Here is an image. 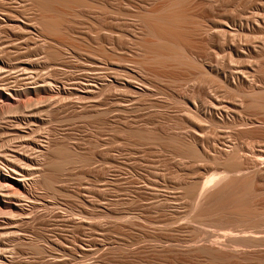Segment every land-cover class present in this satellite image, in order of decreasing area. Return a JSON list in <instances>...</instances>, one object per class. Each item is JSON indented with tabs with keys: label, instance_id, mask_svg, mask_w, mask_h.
Wrapping results in <instances>:
<instances>
[{
	"label": "rangeland",
	"instance_id": "374dc122",
	"mask_svg": "<svg viewBox=\"0 0 264 264\" xmlns=\"http://www.w3.org/2000/svg\"><path fill=\"white\" fill-rule=\"evenodd\" d=\"M25 1L0 0V17L14 14L0 23V88L11 83V89L30 90L19 99L28 100L26 108H6L0 101V155L10 144L32 146L27 153L43 166L35 175L42 170L52 181L44 183L39 176L37 185L29 176L30 195L22 193L21 210L13 199L10 206L0 203V264H259L264 245L240 246L246 248L241 253L246 261L210 262L195 252L197 239L198 246L207 244L205 239L217 244L230 229V235L248 231H243L248 238L253 231L264 232V226L220 222L198 216L192 207L204 196L194 188L208 176L254 171L255 189L261 191L254 203L264 207V166L253 159L264 155V53L255 54L253 98L244 94V84L232 90L217 77L221 72L230 77L232 68L246 63L245 55L234 56L232 38L221 36L219 26L248 15L255 0H85L82 6L55 4L44 12ZM173 11L189 15L187 58H165L164 50L158 55L147 47L173 37L150 34L143 16ZM40 15L58 20L60 29L35 25ZM259 24L254 39L261 50ZM244 36L236 40L245 42ZM49 47L62 55L52 56ZM24 65L28 74L21 71ZM18 117L26 140H18L19 132L12 129ZM247 118L255 123L243 126ZM35 143L42 151L61 149L55 169L43 163L47 159ZM52 149L45 155L52 156ZM232 153L236 159L240 154L242 165L231 163L237 162ZM0 166L5 167L1 156Z\"/></svg>",
	"mask_w": 264,
	"mask_h": 264
},
{
	"label": "bare ground",
	"instance_id": "6f19581e",
	"mask_svg": "<svg viewBox=\"0 0 264 264\" xmlns=\"http://www.w3.org/2000/svg\"><path fill=\"white\" fill-rule=\"evenodd\" d=\"M4 1V0H3ZM23 0H21L22 2ZM83 1L85 2V0H27L25 1L26 3L30 2L31 4H33L32 6L37 8L39 11L41 12H44L45 10L46 11H51V9L53 8L54 9V5L55 4H61V5H69V4H78V5H81L84 4ZM254 0H246L247 4H252ZM256 1V0H255ZM254 1V4H252L250 10L252 11H249L248 12V15H246L245 17L243 16H239L238 17V20H235V21H232L231 23H224L223 25L221 24V26H219V32L221 34V36H230L232 38V41H233V51H234V56H238V55H245V58L243 59L244 60V63H245V59H246V63H245V66L244 64L243 67H234L230 71V73L232 74L230 77L227 76V74H223L221 72V76L220 74L217 75V77L219 79H222V81L232 90H237L239 89L237 85L238 84H244L246 86L245 89H247V91L244 93L248 94L247 97L250 98L249 95H252V98L254 96V94L256 93V89H257V85H255L256 83V73L258 71V67L256 68V64H255V54L256 53H260V56L263 57V53H264V48H261V50H263V52L261 50L258 49L257 45L255 44V39L254 37H256V34L254 36V33L256 32L255 31V26L257 23H259V21L261 22V25L263 28H264V0H262L261 2L257 1L255 2ZM12 2V1H11ZM24 4V3H22ZM27 5V4H25ZM24 5V7H26ZM30 8V7H29ZM48 9V10H47ZM52 9V10H53ZM262 11L261 13L260 10ZM5 10V9H4ZM3 10V11H4ZM26 10V9H25ZM256 10H259V16H261V19L255 23V19L254 18L255 14H256ZM2 11V9H1ZM242 11H243V8H242ZM255 11V12H253ZM6 12V11H4ZM25 12V11H24ZM0 14H3L2 12H0ZM8 14H9V11H8ZM11 14V13H10ZM38 14V13H37ZM244 14V13H243ZM242 14V15H243ZM7 15V14H6ZM11 15H14V14H11ZM11 15L9 16H1L0 17V23L1 22H9L11 21L12 19L11 18ZM62 15V14H61ZM236 15H237V12H236ZM257 15V14H256ZM59 16V15H58ZM151 16V15H150ZM149 15H147L146 17L143 16V20L145 22V25L147 27V30L150 34L154 35V36H161V35H165V36H171L173 37L172 40H170L169 42H166L164 44H159L157 46H155V44L157 43H149L148 44V48L155 54H160L159 52H161L163 55L164 53V56L165 58H170V57H176V56H182L183 58L186 57L185 54H184V47H185V41L187 40V35H189L191 33L190 30H188L187 27H185V25L188 23V16H187V13H184V11H180V12H177V11H173V12H170L168 14H163V15H157V16H151L150 17ZM254 16V17H253ZM258 16V15H257ZM256 16V17H257ZM38 17V16H37ZM14 18V17H12ZM50 18V19H49ZM47 18L45 15H40L38 18H35V25H39L40 28H42L43 30L45 31H51L50 29H53V30H58L60 29V26L62 25L60 22H54V21H58V20H54L52 19L51 17ZM61 18V16H60ZM60 18H57V19H60ZM254 18V19H253ZM260 18V17H259ZM62 19V18H61ZM253 19V20H251ZM21 20V19H20ZM53 22H52V21ZM257 20V19H256ZM23 22V21H22ZM33 23V22H32ZM31 23V24H32ZM37 23V24H36ZM2 24V23H1ZM7 25V24H6ZM258 25V26H259ZM52 30V31H53ZM54 31V32H55ZM62 31V30H61ZM243 33V35L245 34V42H240L237 39V37ZM264 33V32H263ZM262 33V34H263ZM43 34V33H42ZM47 35V34H46ZM258 35V34H257ZM264 35V34H263ZM44 36V35H42ZM47 37V36H46ZM261 37V36H260ZM259 37V39H261ZM47 39V38H46ZM258 39V40H259ZM53 41V40H51ZM241 45H240V44ZM49 45V44H48ZM53 45V44H52ZM53 47V46H51ZM49 47V49L51 48ZM55 47V46H54ZM4 48V47H3ZM161 51H159V50ZM1 50V49H0ZM52 51V53H50ZM59 51V52H58ZM4 52V51H3ZM166 52V54H165ZM49 53L52 54L53 56V53L54 55H56V57H60V54L61 51L60 50H53L50 49L49 50ZM263 54V55H262ZM258 55V54H257ZM256 55V56H257ZM233 56V57H234ZM243 57V56H242ZM16 58V57H15ZM180 59V57H178ZM187 58V57H186ZM240 58V56H239ZM239 58H236L234 60H238ZM261 59V58H259ZM182 60V58H181ZM191 61H193L192 59H190ZM29 61V60H28ZM2 62V61H0ZM24 62V61H23ZM31 62V61H30ZM27 63V62H25ZM29 63V62H28ZM243 63V62H242ZM257 63V62H256ZM264 63V62H263ZM2 64V63H1ZM259 64V63H258ZM241 65V66H242ZM260 65V64H259ZM258 66V65H257ZM264 66V65H263ZM2 67V66H1ZM0 67V68H1ZM262 68V67H261ZM20 70V69H19ZM30 70V68L28 69L26 65L22 66L21 68V71H23V73H26L28 74L26 71ZM261 70V69H259ZM263 70V69H262ZM30 73V71H29ZM228 72V74H230ZM30 75V74H29ZM261 75V74H260ZM31 76V75H30ZM14 77V76H12ZM23 77V75H22ZM221 77V78H220ZM2 79V78H1ZM16 79V78H14ZM26 79V78H25ZM24 79V80H25ZM29 79V78H28ZM7 80V79H6ZM5 80V81H6ZM12 80V79H11ZM107 80V79H106ZM2 81V80H1ZM4 81V80H3ZM15 81V80H14ZM18 81V80H17ZM11 82V81H10ZM13 82V81H12ZM27 82V81H26ZM2 83V82H1ZM9 83V81L7 82ZM13 83H17V82H13ZM22 83H25V82H22ZM29 83H31L29 81ZM79 83V82H78ZM82 83V82H81ZM6 84V83H5ZM49 84V83H48ZM86 83H84L85 85ZM89 84V83H88ZM8 87H1L0 88V101L4 102V104L6 105V108L7 106H9L8 108H16L18 109L20 106H26L27 105V101H19L20 97H24L26 94L29 93L30 90H28L26 87L24 88H21L22 85H17L19 86V89L15 88V89H11L9 87H11V83H10V86L9 84H7ZM90 85V84H89ZM92 85V84H91ZM94 85V84H93ZM104 85V84H102ZM1 86V85H0ZM14 86V85H12ZM38 86V85H37ZM40 86V85H39ZM28 87V85H27ZM102 87V86H101ZM100 88V87H99ZM98 88V89H99ZM46 89V88H45ZM105 89V88H104ZM264 89V88H263ZM103 90V88H102ZM262 90V88H261ZM35 91V90H34ZM40 91V90H39ZM260 91V89H259ZM47 92V90H46ZM98 92V91H96ZM101 92V91H100ZM237 92V91H236ZM258 92V91H257ZM39 93V92H38ZM41 94V93H40ZM47 95V93H45ZM91 94V93H90ZM95 94V93H94ZM93 94V95H94ZM98 94V93H97ZM31 95V94H30ZM44 95V96H46ZM29 96V95H27ZM245 96V95H244ZM92 97V96H91ZM96 97V96H95ZM33 98V97H32ZM40 98V97H39ZM42 98V97H41ZM262 98V97H261ZM257 99V98H256ZM222 100V99H220ZM246 100V99H245ZM252 100V99H251ZM263 102L261 104V106L264 105V96L263 98L261 99ZM41 101V100H40ZM236 101V100H235ZM254 101V100H253ZM222 102V101H221ZM224 102V101H223ZM227 102V101H226ZM239 102V101H238ZM30 103V102H29ZM219 103V102H218ZM250 106H253L255 103L253 102H250ZM213 105V104H212ZM214 105L216 106V104L214 103ZM237 105V104H236ZM239 105V104H238ZM249 106V103H247V107ZM249 106V107H250ZM214 107V106H213ZM218 107V106H217ZM221 107V106H220ZM219 107V109H220ZM229 107V106H228ZM227 107V108H228ZM26 108V107H25ZM216 108V107H214ZM222 108V107H221ZM236 108V107H235ZM218 109V108H217ZM218 109V110H219ZM234 109V107H233ZM221 110V109H220ZM224 110L226 111V107L224 108ZM238 110V109H237ZM236 110V111H237ZM11 111V110H10ZM9 111V112H10ZM190 110H188V113H189ZM216 111V110H215ZM233 111V110H231ZM235 111V110H234ZM220 112V111H219ZM225 113V112H224ZM191 115H194L196 117H201L200 116L201 114L200 113H197V112H194V113H190ZM189 114V115H190ZM213 114V113H212ZM211 114V115H212ZM229 113H227L228 115ZM29 116V115H28ZM40 116V115H39ZM219 117V115H217ZM223 116V115H222ZM25 117V116H24ZM4 118V117H2ZM238 118V117H237ZM242 118V117H241ZM8 119V118H7ZM6 119V121H7ZM212 119V118H211ZM221 119H223V117H221ZM240 119V118H239ZM9 120V119H8ZM27 120V118L25 119ZM201 120V119H200ZM203 120V119H202ZM256 120V119H255ZM5 121V119H4ZM14 121V120H11V122ZM239 121V120H238ZM3 122V121H2ZM16 123L12 124L13 128L14 129L13 131L15 132V134H17L19 132V137L21 141V138L23 139V137H25V134H20V133H24V130L22 128V120L21 118H16L15 121ZM25 122V121H24ZM241 122V121H240ZM9 123V121H7V124ZM255 123V121L253 120H249L248 118L246 120L243 119V126L244 124H252ZM258 123V122H257ZM256 123V124H257ZM5 124V123H4ZM21 124V126H20ZM27 124V123H26ZM31 124V123H30ZM217 124V123H216ZM225 124V123H224ZM238 124V123H237ZM241 124V126H242ZM255 124V126H256ZM1 125V124H0ZM10 125V123H9ZM15 125V126H14ZM246 125V126H247ZM250 125V127L252 126ZM258 125V124H257ZM263 126V123L261 124ZM260 125V126H261ZM29 126V125H28ZM234 126V125H233ZM236 126V125H235ZM259 126V127H260ZM8 127V126H7ZM27 127V126H26ZM264 127V126H263ZM241 128V127H240ZM239 128V129H240ZM237 130V128H236ZM27 133L28 131L25 130ZM3 133V132H2ZM12 136H13V133H12ZM17 136V135H16ZM16 136H13L16 138ZM29 136V135H28ZM27 137V136H26ZM26 137L24 140H26ZM30 139V138H29ZM36 139V138H35ZM15 140V139H14ZM33 140V138H32ZM38 140V139H37ZM41 140V139H40ZM27 141H28V138H27ZM33 142V141H32ZM16 143V141H15ZM14 143V144H15ZM25 144L28 143V142H24ZM40 143V142H39ZM39 143H35V147L40 151V155L43 157V159H47L45 161H43V163L45 162V164L48 166H51L54 168V165L57 163L55 162L57 159L60 160L61 156L63 155H60V158H59V153H61V149L60 151H58L57 149V152L55 151V149H52L50 148L49 151L52 149L53 154L52 156H49L45 155L46 153V150L44 149L42 151V149H39L40 148V145ZM17 144V143H16ZM18 144H19V141H18ZM252 144V143H251ZM258 144V143H257ZM4 145V144H3ZM2 145V146H3ZM8 145V144H7ZM42 145V144H41ZM45 146V144H43ZM43 145H42V148H43ZM261 145V144H260ZM263 145V143H262ZM10 148L9 149H5V150H2L1 151V157L3 158L4 162H5V167L4 169L1 168L2 166H0V203H6L7 206H10V202L11 200L13 199V206L15 207L16 210H21L23 209L21 205L22 202H21V198L23 199H26L22 196V193L25 194V195H28L29 194V186L28 185V177L31 176L32 177V182L35 183V182H38L40 180V178L43 179L44 183H48L50 181H52V179L50 180V177L47 176L46 174L47 173H41L39 172V175H35L36 172H38L41 168H40V162H38V160H33L31 158V156H29L30 154L27 153V150L31 149L32 150V146L30 148V146H25L23 143L22 145H20V147L18 148L17 145H12L11 144L9 145ZM48 147V145H46ZM251 146V145H250ZM6 147V146H5ZM4 147V148H5ZM17 147V148H16ZM26 150V148H28ZM3 148V147H2ZM16 148V149H15ZM46 148V147H44ZM249 148V147H248ZM253 149V148H252ZM36 150V149H35ZM36 150V152L38 151ZM234 151H237L235 149H233ZM260 150V149H259ZM48 151V150H47ZM48 151V152H49ZM262 151V150H260ZM30 152V151H29ZM47 152V153H48ZM65 152V151H64ZM31 153V152H30ZM38 153V154H39ZM66 153V152H65ZM64 153V154H65ZM236 153V152H235ZM264 153V152H263ZM37 154V155H38ZM262 154V153H261ZM228 155V154H227ZM238 155V154H236ZM240 155V154H239ZM238 155V158L236 159L235 156H233V153H232V158L234 157L236 161H231V163L233 164L234 163V166L237 165V166H240L242 165L241 163L239 164V162L241 161L238 160L239 159V156ZM244 155V154H243ZM35 156V155H34ZM33 156V157H34ZM41 156H39L41 158ZM66 156V155H65ZM229 156V155H228ZM38 157V158H39ZM37 158V157H36ZM63 158V157H62ZM231 158V156H230ZM42 159V160H43ZM69 159V158H68ZM227 159H229V157H227ZM255 159L258 163H260V166L262 164L261 167H263L264 165V155H256ZM234 160V159H232ZM254 160V161H255ZM40 161V160H39ZM255 161V162H256ZM42 162V161H41ZM253 162V161H252ZM230 163V165H231ZM237 163V164H236ZM42 164V163H41ZM232 166V165H231ZM230 166V167H231ZM236 166V169L239 171L241 170V167L238 169ZM43 167V166H41ZM234 168V167H232ZM55 169V168H54ZM236 169H232L233 171H237ZM258 169V167H257ZM260 169V168H259ZM258 169V171H259ZM254 170V169H253ZM264 170V168L262 169ZM261 170V171H262ZM54 171H57V170H54ZM237 171V172H238ZM48 172V171H47ZM241 172V171H240ZM264 172V171H263ZM41 173V174H40ZM227 172H225L224 174L225 175H220L219 173L218 174H214V177H212L213 175H210V177L206 178V180L204 179L203 183L200 185V182H199V185L196 186L195 191L193 193H197L199 190H200V193L199 194H202L204 195L203 196V200H199L198 202V199H197V202H196V206L193 209H198L197 212H199L198 216L200 215H205V216H211L212 218H217L216 220L218 221H222V222H228L231 224V222H237V223H241V222H250L252 223L255 227H261V226H264V207L261 209H258L257 206L255 205L254 203V200L256 199L257 196L260 195L261 191L255 189L256 187L254 186V179L255 177L253 176V174L255 173V171L253 172V174L251 175V173H239L241 175H234L233 173L231 175H228L226 174ZM236 173V172H235ZM258 173V172H257ZM51 174V173H50ZM222 174V173H221ZM260 174V173H259ZM263 174V173H262ZM33 175V176H32ZM217 175H220L219 177ZM258 175V174H257ZM40 176V178H39ZM53 176V175H52ZM217 176V177H215ZM31 177L29 179H31ZM202 182V181H201ZM54 183V181H53ZM37 184V183H35ZM38 185V184H37ZM30 195V194H29ZM202 195L199 197L198 195V198L199 199H202ZM22 196V197H21ZM197 196V195H196ZM195 196V198H197ZM20 197V198H19ZM27 197V196H25ZM28 198V197H27ZM30 198V197H29ZM22 199V200H23ZM26 201V200H25ZM195 203V201L193 202V204ZM27 204V203H26ZM197 207V208H196ZM195 210V211H196ZM11 211V210H10ZM24 211V210H23ZM12 212V211H11ZM19 212V214L21 215L20 211H17ZM2 213V212H1ZM9 214V213H8ZM11 215V214H10ZM19 215V216H20ZM32 215V214H31ZM30 216V215H29ZM201 216V217H202ZM28 217V216H27ZM200 217V218H201ZM198 218V217H197ZM257 219H261V220H257ZM215 220V219H214ZM217 222V221H216ZM226 223V224H228ZM224 225H226L225 223H223ZM234 224V223H232ZM7 226V225H6ZM11 226V225H10ZM230 226V225H228ZM3 227V226H2ZM1 227V228H2ZM9 229V228H8ZM231 230L233 229H230L229 231L231 232ZM229 231H225V233L227 232L228 234H224L223 236L221 237H227L226 239H221L218 238L217 236V242L218 240L220 239V242L215 244V239H211L212 241H214V244L213 243H209V239L204 242H207V244L205 245H201V246H198L199 244V241L198 239L196 240V243L193 242L197 249V251L195 252H201L203 254V256H206L207 259L211 260L210 262H233V260H238V259H243L244 258L241 256V253L243 251H245L246 248H249L248 246H256V248L260 245H264V232L263 230L262 231H253L252 233H250L251 235H248L249 237L246 238V234H248L247 232L248 231H245L243 230L246 234L243 235V231L242 230H235L237 231L236 233H239V235H243L245 237V239L242 238V236L239 238V235L236 234V235H230V232ZM234 231V232H235ZM242 233H241V232ZM234 232H232L231 234H233ZM251 232V231H250ZM5 233V232H4ZM10 233V231H9ZM13 234V233H11ZM202 234V233H201ZM238 236V238H237ZM12 237V235H11ZM198 237V236H197ZM5 238V237H4ZM200 240V239H199ZM12 241V240H11ZM10 242V240L8 241ZM7 242V243H8ZM24 242V241H23ZM203 242V241H202ZM203 242V243H204ZM193 243L190 245L192 246ZM210 244V245H209ZM7 246V245H6ZM10 246V245H9ZM240 246H247L243 251H241L243 248L240 247ZM191 248H194V247H191ZM255 247H253L254 249ZM195 249V248H194ZM252 249V248H251ZM259 249V248H257ZM7 251V250H6ZM247 251V250H246ZM256 251V250H255ZM198 252V253H199ZM245 253V252H243ZM187 254V253H186ZM249 254V253H248ZM251 255V254H250ZM250 257V256H249ZM1 259V258H0ZM208 260V261H209ZM248 259H245L244 261H246ZM240 261V260H239ZM250 261V260H249ZM258 262H260L259 264H264V258H258L257 259ZM248 262V261H247Z\"/></svg>",
	"mask_w": 264,
	"mask_h": 264
}]
</instances>
